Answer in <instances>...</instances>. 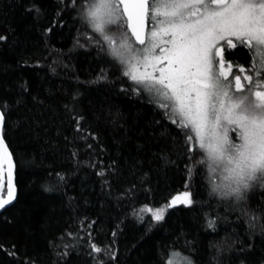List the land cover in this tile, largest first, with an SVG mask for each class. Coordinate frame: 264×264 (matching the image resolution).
Instances as JSON below:
<instances>
[{
	"label": "trees",
	"instance_id": "16d2710c",
	"mask_svg": "<svg viewBox=\"0 0 264 264\" xmlns=\"http://www.w3.org/2000/svg\"><path fill=\"white\" fill-rule=\"evenodd\" d=\"M33 6L41 9L39 16L28 11ZM55 12L56 0H0V36L6 37L0 41V106L8 105L4 135L15 162L17 188L14 202L0 212V264H54L55 252L67 249H53L50 242L74 244L75 236L67 233L86 238L88 231L98 244L111 242L112 232L118 233L117 264H162L160 251L167 259L173 243L187 255L185 239L176 241L180 233L196 241L197 264L207 261L210 241L237 236L245 245L254 243L253 249L247 254L225 253L222 264H240L241 260L264 264L259 224L249 240L251 232L241 213H226L227 204L217 206L215 200L203 211L199 204L195 212L183 206L170 208L165 222L147 231L151 222L147 207H162L186 190L188 161L180 155L185 138L146 99L120 94L119 82L115 86L90 83L101 67L100 57L93 48L75 46L74 38L86 31L79 21L70 19L75 14L66 12L62 26ZM49 28L52 31L46 33ZM228 57L249 64L244 49L232 50ZM117 111L121 115L114 119ZM76 114L85 117L84 128L98 135L97 140L87 141L91 149L85 141L75 140L78 134L72 117ZM74 151L76 158L71 155ZM165 155L176 163H166ZM101 169L104 178L96 175ZM193 190L198 192V201L209 200L203 186ZM262 200L257 189L252 207ZM203 213L227 219H221L218 232L209 235L202 228ZM138 215L145 218L144 223ZM92 221L96 223L89 230ZM86 252L83 239L79 254L72 250L67 261L59 264H91Z\"/></svg>",
	"mask_w": 264,
	"mask_h": 264
},
{
	"label": "snow or ice",
	"instance_id": "6c2138e0",
	"mask_svg": "<svg viewBox=\"0 0 264 264\" xmlns=\"http://www.w3.org/2000/svg\"><path fill=\"white\" fill-rule=\"evenodd\" d=\"M28 11L39 16L41 9L33 6ZM66 12L74 13L70 19L86 29L74 38L75 46L93 48L100 57L101 67L90 83L111 82L115 86L119 82L120 94L146 99L149 105L162 110L165 118L179 129L178 135L185 138L180 155L188 161L184 168L186 190L162 207L145 206L151 214L147 231L162 225L170 208L183 206L195 212L199 204L203 211L206 204L210 207L215 200L217 206L227 204L226 213H241L242 222L251 232L249 240L257 234L258 224L259 234L264 237V200L255 208L251 205L257 189L264 196V0H56V22L62 26ZM81 39L85 42L81 43ZM4 40L6 37L0 36V41ZM236 49L246 50L247 66L228 60ZM234 64L238 71H234ZM7 110L5 102L0 106V189L6 164L7 198L0 195V209L16 198L15 165L4 135ZM113 115L115 119L121 114L117 111ZM72 120L78 134L75 140L85 141L91 149L93 145L87 141L97 140L98 135L84 128L83 115L76 114ZM71 155L76 158L78 153ZM162 159L168 164L176 163L167 155ZM201 169L205 171L202 173ZM96 175L104 178L105 172L101 169ZM56 176L64 180L60 173ZM199 186L207 191L209 200L196 199L198 192L193 189ZM127 194L125 190L124 195ZM137 218L145 222L143 216ZM201 219L202 228L211 235L218 232V222L227 216L217 214L213 218L210 213H203ZM95 223H89L88 229H93ZM117 234L113 231L111 242L98 244L92 231L86 238L69 232V237L75 236L74 244L50 242L53 249H67L55 252L58 259L54 264L67 261L72 250L79 254L83 239L91 264H117ZM233 235H237L235 230ZM181 238L185 239L188 254L177 251L175 243L170 244L167 259L160 251L162 264H175L177 256L181 264H197L196 241L187 240V233L178 234L176 241ZM253 247L254 243L245 245L238 236L234 240L210 241L204 264H222L225 253L231 255L235 250L247 254Z\"/></svg>",
	"mask_w": 264,
	"mask_h": 264
},
{
	"label": "water",
	"instance_id": "95a60500",
	"mask_svg": "<svg viewBox=\"0 0 264 264\" xmlns=\"http://www.w3.org/2000/svg\"><path fill=\"white\" fill-rule=\"evenodd\" d=\"M6 142V141H5ZM7 144V143H6ZM8 146V145H7ZM9 149V147H8ZM10 151V150H9ZM13 162H14V159H13ZM14 165H15V162H14ZM3 186H5L6 188V192L4 194H2V189H0V195H3L5 198H7V165L5 164L4 165V173H3ZM13 183L15 185V188H16V183H15V166H14V169H13ZM16 192H17V188H16ZM15 200V199H14ZM14 200L12 201V203L14 202ZM11 203V204H12ZM9 204V205H11ZM9 205H6V206H9ZM5 206V207H6ZM3 209H0V212L2 211Z\"/></svg>",
	"mask_w": 264,
	"mask_h": 264
},
{
	"label": "rangeland",
	"instance_id": "374dc122",
	"mask_svg": "<svg viewBox=\"0 0 264 264\" xmlns=\"http://www.w3.org/2000/svg\"><path fill=\"white\" fill-rule=\"evenodd\" d=\"M2 189H5V186H3ZM175 264H181V258L179 256L174 257Z\"/></svg>",
	"mask_w": 264,
	"mask_h": 264
},
{
	"label": "flooded vegetation",
	"instance_id": "af4514ba",
	"mask_svg": "<svg viewBox=\"0 0 264 264\" xmlns=\"http://www.w3.org/2000/svg\"><path fill=\"white\" fill-rule=\"evenodd\" d=\"M228 60H231V59H229V57H228ZM232 61V60H231ZM234 61V60H233ZM249 63V62H248ZM234 71H238V67L237 66H235V64H234Z\"/></svg>",
	"mask_w": 264,
	"mask_h": 264
}]
</instances>
